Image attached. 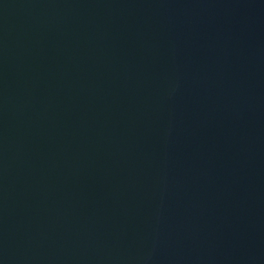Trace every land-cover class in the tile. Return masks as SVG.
Wrapping results in <instances>:
<instances>
[{
    "label": "water",
    "instance_id": "1",
    "mask_svg": "<svg viewBox=\"0 0 264 264\" xmlns=\"http://www.w3.org/2000/svg\"><path fill=\"white\" fill-rule=\"evenodd\" d=\"M0 264H264V0H0Z\"/></svg>",
    "mask_w": 264,
    "mask_h": 264
}]
</instances>
